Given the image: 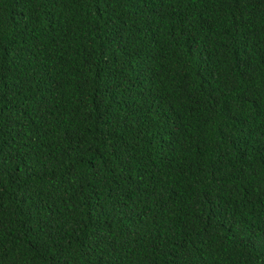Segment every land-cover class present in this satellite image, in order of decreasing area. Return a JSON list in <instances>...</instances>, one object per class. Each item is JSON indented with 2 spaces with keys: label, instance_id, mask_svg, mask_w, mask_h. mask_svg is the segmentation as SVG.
Returning a JSON list of instances; mask_svg holds the SVG:
<instances>
[{
  "label": "trees",
  "instance_id": "16d2710c",
  "mask_svg": "<svg viewBox=\"0 0 264 264\" xmlns=\"http://www.w3.org/2000/svg\"><path fill=\"white\" fill-rule=\"evenodd\" d=\"M0 264H264V0H0Z\"/></svg>",
  "mask_w": 264,
  "mask_h": 264
}]
</instances>
